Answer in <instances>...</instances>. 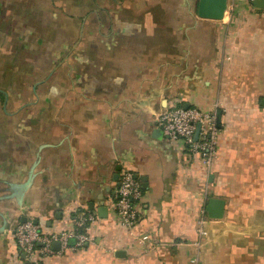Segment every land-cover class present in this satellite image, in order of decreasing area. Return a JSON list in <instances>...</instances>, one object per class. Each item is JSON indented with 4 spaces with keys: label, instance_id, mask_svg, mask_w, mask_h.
Segmentation results:
<instances>
[{
    "label": "crops",
    "instance_id": "1",
    "mask_svg": "<svg viewBox=\"0 0 264 264\" xmlns=\"http://www.w3.org/2000/svg\"><path fill=\"white\" fill-rule=\"evenodd\" d=\"M198 2L0 0V264H29L17 223L59 233L83 209L91 241L30 264H264V7L214 20ZM173 105L221 111L210 166L158 127ZM125 167L144 190L131 229Z\"/></svg>",
    "mask_w": 264,
    "mask_h": 264
},
{
    "label": "built area",
    "instance_id": "2",
    "mask_svg": "<svg viewBox=\"0 0 264 264\" xmlns=\"http://www.w3.org/2000/svg\"><path fill=\"white\" fill-rule=\"evenodd\" d=\"M232 1V0H231ZM253 2L255 0H245ZM157 125L170 138L181 140L193 153L199 155L206 166H210L217 156L218 136L217 112L205 111L197 107L173 105L159 112ZM200 125L198 138L195 139L197 126ZM143 186L136 173L125 167L122 169L116 187V209L120 222L132 228L140 219L139 202L143 196ZM95 215L83 209L73 218V227L59 233H47L32 220L21 221L13 228V238L20 252L25 254L28 263L36 261V256L59 255L66 248H78L91 241L90 228ZM205 210L201 211L198 230L204 228ZM74 239L75 243L70 244ZM61 243L59 251L54 250V242Z\"/></svg>",
    "mask_w": 264,
    "mask_h": 264
},
{
    "label": "water",
    "instance_id": "3",
    "mask_svg": "<svg viewBox=\"0 0 264 264\" xmlns=\"http://www.w3.org/2000/svg\"><path fill=\"white\" fill-rule=\"evenodd\" d=\"M253 5L256 7H264V0H255ZM228 8V0H199L197 7V14L201 18L220 20L223 19L225 11ZM221 111H218L217 115V125H221ZM200 131V125L197 126L195 133V139L198 138ZM225 202L219 198H209L206 205V209L209 217L211 218H221L224 214ZM55 246L58 247L59 243L56 242ZM25 256V255H23Z\"/></svg>",
    "mask_w": 264,
    "mask_h": 264
}]
</instances>
